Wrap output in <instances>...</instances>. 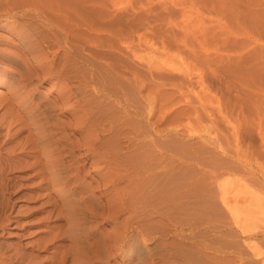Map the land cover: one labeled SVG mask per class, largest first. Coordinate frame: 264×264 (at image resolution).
Instances as JSON below:
<instances>
[{
    "label": "rangeland",
    "instance_id": "rangeland-1",
    "mask_svg": "<svg viewBox=\"0 0 264 264\" xmlns=\"http://www.w3.org/2000/svg\"><path fill=\"white\" fill-rule=\"evenodd\" d=\"M18 1L26 4L28 13L21 19H9V24L24 23V29L29 28L26 44L36 40L38 49L26 54L23 64L0 59L2 261L8 262L4 257L10 256L11 264H52L56 261L50 260L53 253L63 250L67 252V264H264V0ZM54 8L56 12L66 11L71 19H80L77 30L72 29V22L56 20ZM43 17L53 23L48 24ZM4 22H0V57L3 49L19 53L25 47L19 34L10 33ZM64 26L68 34L74 32L76 36L67 35ZM75 55L80 60L75 61ZM74 63L76 66H72ZM38 64H45V69L37 68L38 78L22 88L23 82L18 79L24 73H33ZM45 71L53 74L49 77ZM42 73H46L45 79ZM53 86L56 90L50 92ZM12 89L28 95L24 99L29 105L26 113H34L35 118L25 122L27 128L31 127L34 136L39 133L47 141L51 139L54 150L49 148V153L58 154L64 162L59 173L63 187L46 191L49 199L37 198L39 178L31 177L34 171H25L18 162L28 129L16 132L19 121L5 129L8 121L27 116L19 106L22 99L10 98L8 91ZM58 90L68 93L69 98L53 108ZM55 122L60 123L58 127ZM119 122L124 126L123 136L117 137L120 145L145 137L144 149L153 157L150 141L160 146L154 148L163 167L158 184L165 188L172 182L176 193L182 194L172 205V212L168 211L170 203L157 200L144 213L141 205L135 209L136 203L131 207L132 202H127L125 207L131 209L120 213V200L115 196L120 190L108 188L103 194L100 184L97 189V181H108L111 175L102 168L103 162L95 165L96 158L80 156L86 153L82 138L93 130L100 150H107L114 138L109 128ZM73 124H78L77 130L71 128ZM138 124L143 125L141 136ZM9 135L14 138L10 140ZM75 139L80 145L73 149ZM16 144L19 146L13 149ZM5 149L14 151L9 161ZM31 151L22 160L32 162L36 155ZM75 157H80L77 165ZM54 175L47 174V179ZM187 188L190 195L184 194ZM56 189L66 194L57 203ZM45 200L48 202L42 205ZM73 207L76 211L71 217L80 220L75 225L66 215ZM59 211L65 215L58 220ZM145 213L148 216L144 217ZM126 218L130 220L128 238L130 234L133 238L121 244L115 228H122ZM145 220L148 225L136 233L135 226ZM60 225L63 228L57 227ZM73 238L82 245L78 253L71 248Z\"/></svg>",
    "mask_w": 264,
    "mask_h": 264
},
{
    "label": "bare ground",
    "instance_id": "bare-ground-1",
    "mask_svg": "<svg viewBox=\"0 0 264 264\" xmlns=\"http://www.w3.org/2000/svg\"><path fill=\"white\" fill-rule=\"evenodd\" d=\"M22 1V0H21ZM23 3V2H22ZM21 3V4H22ZM53 3V2H52ZM19 4V5H18ZM18 4H17V0H0V8L2 9L3 8V10H1V14H0V22L1 21H6V23L4 22V25L7 27V29L9 30V32L10 33H17V34H19V39L21 40V41H23L24 43L23 44H25V47H23V50L22 51H18L19 53H17L16 51H10V50H2V56L0 57V59H3V60H5V61H8V62H12V63H14V64H17V65H19L20 63H24L25 62V59H24V57H26L25 55L26 54H32V53H34V51L35 50H37L38 49V46H37V44H38V41H33V43L31 42V44H29V45H27L26 43H27V41H26V39L28 38V32H27V30L29 29H27V30H25L24 28H26L25 27V25H24V23H21L20 22V24L18 23V22H15L14 21V23L12 24V25H10L9 23H10V21H8L9 19H15V18H17V17H20V19L21 18H24V17H22L24 14L26 15V12L27 11H25V8H24V6L26 5V4H23V5H21L20 3H19V1H18ZM30 4V3H29ZM38 4V3H37ZM17 5V6H16ZM43 5V4H42ZM15 6V7H14ZM37 6V5H36ZM45 6V5H44ZM39 7V6H38ZM43 7V6H42ZM55 7V6H54ZM21 9V11L19 12L20 14H18V12L16 13H11V11L13 12V10H17V9ZM44 9V8H43ZM11 10V11H10ZM51 10H53V8L51 9ZM56 9L54 8V13L52 12V14H54L55 15V18H56V20H60V21H62V22H65V21H69L70 23L72 22V24L74 25L73 27H72V29L74 30V29H76L77 30V27H79L78 26V22H80V19H77V17L75 18V20L74 19H71L70 18V15L65 11V12H61V11H55ZM66 10V9H65ZM4 11V12H3ZM45 11H47V10H45ZM50 11V10H49ZM3 12V13H2ZM56 12V13H55ZM74 12V11H73ZM28 13V12H27ZM35 14V13H34ZM34 14H32V17L33 16H35ZM41 14V13H40ZM36 15H39V14H36ZM43 15H44V13H43ZM54 15H53V17H54ZM75 15V14H74ZM73 15V16H74ZM79 15V14H78ZM28 17V16H27ZM26 17V18H27ZM38 17H40V16H38ZM42 17V16H41ZM40 17V18H41ZM34 18V17H33ZM44 19H45V21L47 22V21H49L48 22V24H51V23H53V21L52 20H48V19H46L45 17H43ZM42 19V18H41ZM36 20H39V19H36ZM22 21H24V20H22ZM7 22H8V24H7ZM28 22V21H27ZM30 22V21H29ZM61 22V23H62ZM26 23V22H25ZM41 22H39V23H37V24H39L40 26H41V24H40ZM55 23V22H54ZM29 24V23H28ZM27 24V25H28ZM42 24H43V22H42ZM56 24V23H55ZM54 24V25H55ZM58 24H59V22L57 23V25H56V27L58 26ZM38 25V26H39ZM63 25H65V24H63ZM1 26V25H0ZM29 26H30V24H29ZM28 26V27H29ZM32 26H33V24H32ZM34 26H37L36 24L34 25ZM61 26V24L59 25V27ZM42 27V26H41ZM65 27V26H64ZM68 27V26H67ZM31 28V27H30ZM44 28V27H43ZM66 28V27H65ZM56 29H58V27L56 28ZM55 28H54V30H56ZM35 30V29H34ZM44 30V29H43ZM62 30V29H61ZM69 30H71V27H70V29ZM37 31V30H36ZM45 31V30H44ZM53 31V30H52ZM60 31V30H59ZM66 31H67V35H71V37H74V36H76L75 35V33L71 30V32H73V33H71V34H68V28H66ZM65 31V32H66ZM75 31V30H74ZM48 32V31H47ZM46 32V33H47ZM78 32H79V28H78ZM50 33V32H49ZM55 33H57V32H55ZM70 33V32H69ZM35 34V33H34ZM47 35H48V33H47ZM47 35H45V36H47ZM52 35V34H51ZM61 35H63V33H62V31H61ZM78 35V34H77ZM40 36V35H39ZM41 36H42V33H41ZM41 36L39 37V38H41ZM65 36V35H64ZM43 37L44 36H42V39H43ZM69 36H67V38H68ZM70 37V38H71ZM46 38H48V37H46ZM45 38V39H46ZM60 38V37H59ZM66 38V37H65ZM76 38V37H75ZM77 38H79V37H77ZM73 39V38H72ZM29 40H30V38H29ZM76 40V39H75ZM74 40V41H75ZM31 41V40H30ZM29 41V42H30ZM45 41H47V40H45ZM61 42H62V39L60 40ZM68 42H69V39L67 40ZM70 41H71V39H70ZM77 41V40H76ZM75 41V42H76ZM75 42H72L71 43V45L73 44H75ZM54 43V42H53ZM56 43V42H55ZM63 43H65L64 41H63ZM79 42H77V44H78ZM40 44V43H39ZM47 44V43H46ZM58 44V43H57ZM1 45V44H0ZM8 45H9V43H8ZM49 45V44H48ZM59 45H62V44H59ZM65 45H66V43H65ZM76 45V44H75ZM74 45V46H75ZM54 46V45H53ZM58 47V46H57ZM1 48V47H0ZM4 48V47H3ZM6 49V48H5ZM72 49V48H71ZM76 49H78L77 47H76ZM70 50V49H69ZM49 51V50H48ZM66 51L68 52V50L66 49ZM76 51V50H75ZM75 51H73L74 53H75ZM43 52V51H42ZM47 52V51H46ZM56 52V51H55ZM61 52V51H60ZM71 51H69V53H70ZM73 52H71V53H73ZM80 52V51H79ZM78 52V53H79ZM39 53H40V51H39ZM52 53V52H51ZM54 53V52H53ZM66 54V52L64 53V56H66L65 55ZM35 55V54H34ZM39 55V54H38ZM48 55V54H47ZM54 55H57V54H54ZM43 56H45V54L43 55ZM77 56H79V55H77ZM77 56L75 55L74 57H75V61H77L78 59H77ZM49 57V56H48ZM47 57V58H48ZM52 57V56H51ZM56 57V56H55ZM58 57V56H57ZM60 57V56H59ZM67 57H68V55H67ZM70 57V56H69ZM32 58H35V56H33L32 55ZM61 58H63L62 56H61ZM65 58V57H64ZM63 58V60H65ZM40 59V58H39ZM71 59V58H70ZM3 60H0V62H2ZM59 60H60V58H59ZM67 60V59H66ZM73 60V59H72ZM80 60V59H79ZM18 61H20V63L18 64ZM68 61V60H67ZM74 61V60H73ZM72 61V62H73ZM74 61V62H75ZM63 62V61H62ZM62 62H60L61 64H62ZM71 62V63H72ZM27 63V62H26ZM53 64V63H52ZM76 63H74V64H72V66L73 65H75ZM63 65H65V64H63ZM32 66V65H31ZM36 66H38V67H36L35 69H34V72L33 73H29L28 72V74H26V73H24V75H21L20 76V78L18 79V80H21L22 82H23V85H21L22 86V88L23 87H26V86H30V85H32V81L35 79V78H38V75L36 74L37 73V68H40V69H45V64L43 65L44 66V68H43V66L42 65H36ZM76 66V65H75ZM3 67V66H2ZM5 67V66H4ZM49 67H51V65H49ZM48 67V68H49ZM68 67V66H67ZM77 67H78V64H77ZM6 68V67H5ZM47 68V67H46ZM72 68V67H71ZM76 68V67H75ZM57 69V68H56ZM77 69V68H76ZM75 69V71H77ZM6 71H7V69H5ZM23 70V69H22ZM48 70H50V69H48ZM73 70H74V68H73ZM18 71V70H17ZM29 71H30V69H29ZM44 70H42V72H43ZM50 71H52V70H50ZM57 71H60V68H59V70H55V73L57 72ZM22 72V71H21ZM39 72V71H38ZM45 72H47V75H49V73H48V71H45ZM53 72V71H52ZM51 72V73H52ZM65 72H66V70H65ZM68 72H69V70H68ZM71 72V71H70ZM74 72V71H73ZM5 73V72H4ZM6 73H8V72H6ZM58 73V72H57ZM44 73H42L41 75H43ZM46 74V73H45ZM44 74V75H45ZM53 74V73H52ZM51 74V75H52ZM43 75V76H44ZM47 75H45L46 77H47ZM51 75H49V77L51 76ZM59 76L61 75L60 73L58 74ZM66 75V74H65ZM4 76V75H3ZM8 76V75H7ZM45 76L43 77L44 79H45ZM62 76V75H61ZM72 76V75H71ZM77 76V75H76ZM40 77H42V76H40ZM66 77V76H65ZM73 77H74V75H73ZM72 77V78H73ZM79 77V76H78ZM42 78V79H43ZM5 79V78H4ZM61 79H62V77H61ZM40 81H41V79H39ZM64 80V79H63ZM76 80H78L77 78H76ZM37 81H38V79H37ZM40 81H38V82H40ZM67 81V80H66ZM70 81V80H69ZM72 81V80H71ZM68 82V81H67ZM94 83H96V84H98V83H102L101 81L100 82H94ZM22 84V83H21ZM99 86V85H98ZM34 87V86H33ZM65 88H66V86H65ZM8 90V89H7ZM56 89H55V87L53 86L51 89H50V92H53V91H55ZM60 90V89H59ZM58 90V91H59ZM68 90V89H67ZM67 90H66V92H67ZM70 90V89H69ZM69 90H68V92H69ZM102 91V90H101ZM107 91V90H106ZM9 92V94H10V98L11 99H15V98H20V100L22 99V102H21V104L19 105L20 107H21V109H23V110H25V115H27V116H24V118H23V120H19V119H14V121H8V123L6 124V128L5 129H7L8 127H11L16 121L18 122L19 121V129L18 130H16V132H21V131H24V130H26V129H28L27 131H28V133H27V135H26V137H24V139H23V141L25 142H23L24 144H22V146L20 145V149L21 150H19L20 152H18L19 153V155H18V157L16 156V161H17V158H18V162H22V168H24L25 169V171H34V175H31V177H37V178H39V181L36 183V189L39 191V193H37V194H39V195H37V198H39L41 201L42 200H44V199H49V195L48 194H46L45 192L46 191H49V190H53L54 188H61V186L63 187V185H62V179H61V177L59 176V173H61L62 171H63V169H64V166L65 165H63V163L64 162H62L61 161V158L58 156V154H55V155H51L49 152H50V150H49V148H51L50 146H51V142H50V140L49 141H47L46 140V138L44 137V136H40L39 135V133H38V135H36V136H34V134L31 132V127H30V129H29V127L27 128V126L25 125V122L26 121H28L29 122V120H33L32 119V117L33 118H35V114L33 113V115H32V113L29 111L28 113H26V107H28V109H29V105H28V103H26L25 104V101H24V99H26L27 97L26 96H28V95H26V96H24V94L22 93V94H19L16 90H14V89H12V90H10V91H8ZM20 92V91H19ZM57 92V91H56ZM105 92V91H104ZM58 93V96L54 99V100H52L53 101V104L52 103H50V104H52V106H53V108H55L56 106H58V105H56V103L58 102H61L62 104L63 103H67V100H68V98H69V95H68V93H61L60 91L59 92H57ZM99 93V92H98ZM109 93V92H108ZM33 94V93H32ZM102 94V93H101ZM106 95V94H105ZM112 95V94H111ZM70 96H71V94H70ZM2 98V97H1ZM108 98H110V97H108ZM107 98V99H108ZM75 99V98H74ZM42 100V99H41ZM115 100V99H114ZM40 101V100H39ZM50 101H51V99H50ZM74 101V100H73ZM27 102V101H26ZM46 102H48V101H46ZM45 102V103H46ZM36 104V103H35ZM40 104V103H39ZM46 104H48V103H46ZM50 104L48 105V106H50ZM18 105V104H17ZM121 105V104H120ZM10 106V105H9ZM31 106V105H30ZM36 106V105H35ZM40 106V105H39ZM47 106V105H46ZM51 106V107H52ZM125 106V105H124ZM58 107H60V106H58ZM109 107V106H108ZM115 107V106H114ZM5 108V107H4ZM49 108V107H48ZM111 108V107H110ZM46 108H44V110H45ZM50 109V108H49ZM48 109V110H49ZM112 109V108H111ZM6 110V109H5ZM8 110H9V108H8ZM7 110V111H8ZM39 110V109H38ZM42 110H43V108H42ZM110 109H108V111H109ZM35 111H36V109H35ZM40 111V110H39ZM59 111V110H58ZM110 111H112V110H110ZM137 111V110H136ZM138 111H141V110H138ZM51 112V111H50ZM8 113V112H7ZM7 113H5V115L7 114ZM105 113V112H104ZM108 113H111L113 116L116 114L115 112H108ZM135 113H137V112H135ZM139 113V116L140 117H142L141 116V113L140 112H138ZM43 114V113H42ZM48 114V113H47ZM111 114H110V116L108 115V117H111ZM52 115V114H51ZM117 115V114H116ZM136 115V114H135ZM143 115V114H142ZM53 116V115H52ZM80 116V115H79ZM118 116V115H117ZM15 117V116H14ZM40 117V116H39ZM113 118V117H112ZM111 118V119H112ZM114 118H116L115 116H114ZM117 118H120L119 116L117 117ZM116 118V119H117ZM42 120V119H41ZM120 120V119H119ZM118 120V121H119ZM130 120V119H129ZM6 121V120H5ZM45 121H47V120H45ZM116 120H114V122H115ZM121 121V120H120ZM3 123V122H2ZM5 123V122H4ZM52 123V122H51ZM58 123L59 122H55L54 123V126L55 127H58ZM77 123V122H76ZM121 122H119V123H115V125H113V127H111V128H109V130H111L112 132L111 133H113L111 136H114V138L116 139V143H115V141H114V138H113V140L111 141L110 139V141L112 142L111 143V145H109V148L107 149V150H103V151H101L100 150V148H99V146H98V140H97V137H96V135L93 133V130H91V133L90 134H88L86 137L84 136V138H82L83 139V141H82V143H83V146H84V144H85V154L84 155H80L82 158H87L88 160L89 159H94V158H96V159H94V161H93V163H95V165H98L99 164V161H100V164H102V162L104 163V167H102V168H107V172L111 175L110 176V179L108 180L107 178V180L108 181H105L104 179H103V181L102 180H100L99 182L97 181V189H98V185L100 184V186H101V190H102V193L104 194V192L108 189V188H116L117 190H120V192L118 191V193L115 191L116 189H114L113 191H115L114 193H115V196H117L118 198H119V200H120V202L117 200V203H118V208L117 209H121V211H120V213L123 211H126V210H130V209H127L128 207H125V204H127V202H132L131 203V205H129V206H131L132 207V204L133 203H136V208L135 209H137L138 207H137V205L139 204V205H141L142 206V208H141V210L143 211H146V209H147V207H150V206H153L155 203H156V201L157 200H162V201H165V202H168V203H170V205H169V207H168V211H170V212H172L173 211V209H174V207L172 206L174 203H176V200L180 197V195H182V194H177L176 193V188H175V186H174V184L172 183V182H169L168 183V187H160L159 186V184H158V178H159V176L163 173V171H162V169H163V167H161V165H160V156H158L159 154V152L157 151V150H155V149H159V145L155 142V141H150V143H151V148H152V150L154 151V157L153 156H149L148 155V153H147V150L146 149H144V148H146V146H145V144H144V142H145V137H139V138H137V137H135V138H137V140L135 139V141L133 142V141H131V139L130 140H128V142H126V145L124 144V145H120V143H117V137H118V135L120 136H123L122 135V131L124 130L123 128H124V126L123 125H121L120 124ZM127 123L129 124V121H127ZM12 124V125H11ZM60 124V123H59ZM130 124H131V120H130ZM129 124V125H130ZM62 125H64V124H62ZM70 125V124H69ZM83 125V124H82ZM129 125H128V127H129ZM139 125V124H138ZM137 125V126H138ZM1 126V125H0ZM29 126V125H28ZM61 126V125H60ZM111 126V125H110ZM115 126V127H114ZM136 126V125H135ZM136 126V127H137ZM140 126V127H139ZM138 127V136H141V133H143V125H142V127H141V124L139 125ZM13 127H14V125H13ZM72 127H74V129H76L77 130V127H78V124H73V125H71V128ZM92 127V126H91ZM95 127V126H94ZM64 128V127H63ZM14 129V128H13ZM60 129H62V128H60ZM65 129V128H64ZM68 129V128H67ZM123 129V130H122ZM137 129V128H136ZM10 130V129H9ZM36 130V129H35ZM37 130H39V129H37ZM129 130V129H128ZM7 131V130H6ZM12 131V130H11ZM10 131V132H11ZM90 131V130H89ZM106 131V130H105ZM8 132V131H7ZM35 132V131H34ZM48 132V131H47ZM49 132H50V130H49ZM110 132V131H109ZM135 132H137V131H135ZM12 133V132H11ZM11 133H9V134H11ZM14 133V132H13ZM121 133V134H120ZM16 134V133H15ZM15 134H13L14 136H16ZM134 135H135V133H134ZM133 135V136H134ZM10 136V135H9ZM65 136V135H64ZM7 137H8V134H7ZM13 137V136H12ZM12 137L10 136V140H12ZM50 137V136H49ZM63 137V136H62ZM110 137V136H109ZM14 138V137H13ZM20 138V137H19ZM60 138V137H59ZM59 138H57V139H59ZM134 138V137H133ZM132 138V139H133ZM128 138L126 137V140H127ZM54 140V139H53ZM60 140V139H59ZM59 140H56L55 142H56V144L58 145V142H59ZM67 140H69V139H67ZM119 140V139H118ZM4 141V140H3ZM6 141V140H5ZM14 141L15 140H13V144H14ZM108 141V140H107ZM6 142H8V141H6ZM5 142V143H6ZM19 142V141H18ZM21 142V141H20ZM19 142V143H20ZM55 142H53V143H55ZM68 142V141H67ZM71 142V141H70ZM4 143V144H5ZM8 143H10V142H8ZM15 143H17V142H15ZM18 143V144H19ZM22 143V142H21ZM78 143H80V141L77 139H75V141H72V144H71V146L73 147V149H76V147H77V144ZM146 143V142H145ZM0 144H1V142H0ZM11 145H12V143H10ZM65 144H67V143H65ZM65 144H64V146H65ZM69 145H70V143H68ZM122 144V143H121ZM9 145V144H8ZM11 145H9L10 147H11ZM53 145V144H52ZM55 145V144H54ZM78 145H80V144H78ZM5 146H6V144H5ZM16 146H19V145H14L13 146V149H14V147H16ZM29 147V148H27V149H32V151L31 152H33V154H35L36 156H33V160H32V162H29V160L28 161H25V160H22L23 159V157H24V155H25V153L27 152V151H29V150H25V148L26 147ZM60 146V145H59ZM56 147V146H55ZM63 147V146H62ZM61 147V148H62ZM67 147V146H66ZM65 147V148H66ZM7 148H9V147H7ZM12 148V147H11ZM64 148V149H65ZM69 148V147H68ZM155 148V149H154ZM16 149H17V147H16ZM51 149H53L54 150V148H51ZM56 149V148H55ZM2 150V149H1ZM5 150H7V149H5ZM58 150H60V149H58ZM3 151H4V149H3ZM11 151H13L12 149H10L9 150V152L10 153H8V150L6 151L7 153L6 154H8V161H9V159H10V157H14V155H11ZM24 151H26L25 153H23ZM29 151V152H30ZM57 150H55V151H53V152H56ZM75 151V150H74ZM1 152V155H3V153H2V151H0ZM14 152V151H13ZM29 152H27V153H29ZM48 152V155H43V154H45V153H47ZM61 152V151H60ZM59 153V152H58ZM5 154V155H6ZM12 154H14V153H12ZM38 154H41V156H39ZM60 154V153H59ZM0 155V156H1ZM42 155H43V157H42ZM79 155V154H78ZM29 156H31V154L29 155ZM29 156H27V158H30ZM4 157V156H3ZM21 158V159H20ZM1 159V158H0ZM25 159V158H24ZM31 159V158H30ZM75 165H77L78 163H77V161H79V159H80V157H75ZM3 160V159H2ZM6 160V159H5ZM8 161H6V162H8ZM5 162V163H6ZM15 163H17V162H15ZM14 163V164H15ZM98 163V164H97ZM16 165V164H15ZM74 165V164H73ZM17 166H18V164H17ZM21 166V164H19V167ZM5 167V166H4ZM3 167V168H4ZM92 167H93V165H92ZM96 167V166H95ZM6 168V167H5ZM9 168V167H8ZM77 168V167H76ZM76 168H75V170H76ZM2 169V168H1ZM80 169H82V168H80ZM8 170V169H7ZM81 172V171H80ZM26 173V172H25ZM51 173V175L52 174H54V173H56V175H54V177H52L51 179H47V174H50ZM79 173V172H78ZM65 174V173H64ZM68 174V173H67ZM106 176V175H105ZM107 177V176H106ZM77 178H78V176H77ZM75 179V178H74ZM101 182H102V184H101ZM121 183H124V186H122L121 188H119L120 186V184ZM61 185V186H60ZM116 186H118V188L116 187ZM34 187V186H33ZM35 188V187H34ZM57 190V189H56ZM191 190L189 189V188H187L186 189V191L184 192V194L185 195H190V192ZM57 192H58V194L56 195V197H54V202L55 203H57L59 200H62V199H64L65 198V193L61 190V189H58L57 190ZM114 196V197H115ZM120 196V197H119ZM116 198V197H115ZM117 199V198H116ZM44 202V201H43ZM48 202V200H45V202L44 203H42V205L44 204V205H46V203ZM75 203V202H74ZM93 203V202H92ZM116 203V204H117ZM129 203V204H130ZM111 204V203H110ZM42 205H40V206H42ZM134 205V204H133ZM77 206V205H76ZM127 206H128V204H127ZM143 206H145V208H143ZM115 207H117V205H115ZM134 209V208H133ZM87 210H89V209H87ZM95 210H97V209H95ZM55 211H56V209H55ZM76 211V208L75 207H73V208H71V210H69V213L67 212L66 213V215H67V217L69 218H71V219H73V221H71L72 223L71 224H73V225H75V224H79V222H80V220H79V218H72L71 216H74L73 215V213ZM91 211H93V209L91 210ZM135 211V210H134ZM144 211H143V213H144ZM95 212V211H94ZM128 212V211H127ZM130 212V211H129ZM47 214H48V212H46ZM60 211L57 213L58 215H56L57 216V219L59 220V217L61 216H63L64 217V215L65 214H62V215H60ZM93 213V212H92ZM117 213V212H116ZM125 213V212H124ZM123 213V214H124ZM133 213V212H132ZM45 214V213H44ZM51 214V213H50ZM110 214V213H109ZM128 214V213H127ZM129 214H131V213H129ZM134 214V213H133ZM46 215V214H45ZM95 215V214H94ZM55 216V215H54ZM111 216V215H110ZM131 217H132V215H130ZM139 216V215H138ZM145 216H148L146 213H145V215H144V217ZM44 217V216H43ZM49 217V216H48ZM125 217V216H124ZM139 218V217H138ZM61 219V218H60ZM76 219V220H75ZM117 219V218H116ZM136 219H137V216H136ZM144 219V218H143ZM147 219V218H146ZM44 220V219H43ZM42 220V221H43ZM67 220H69V219H67ZM122 220V219H121ZM128 220H129V218H126V219H124L122 222H121V227L122 228H115V230L117 229V231L119 232V240L118 241H120L121 242V244H123L124 242H125V240L126 239H132L133 238V236L131 237V234H130V238H128V235L129 234H127V228H128ZM130 221V220H129ZM139 221V220H138ZM47 222V221H46ZM119 222V221H118ZM132 222V221H131ZM137 222V221H136ZM45 223V222H44ZM130 223V222H129ZM136 224V223H135ZM69 225V224H68ZM117 225V224H116ZM146 225H148V223H147V221L145 220V222H143V223H140L139 222V224L138 225H136L135 226V232L136 233H139V232H142V229H144V227L146 226ZM56 227V226H55ZM59 229H61V228H63V226H57ZM130 227V226H129ZM54 228V227H53ZM57 228V229H58ZM89 228H91V227H89ZM55 230V229H54ZM58 231V230H57ZM77 231V230H76ZM49 233V232H48ZM52 233V232H51ZM50 233V234H51ZM115 233V232H114ZM49 235V234H48ZM52 235H54V233L53 234H51V236ZM116 235V234H115ZM139 235V234H138ZM50 237V236H49ZM83 237V236H82ZM81 238V237H80ZM135 238V237H134ZM48 240H49V238H47ZM46 239V240H47ZM51 239V238H50ZM76 239H78V238H76ZM82 239V238H81ZM58 240V239H57ZM85 240V239H84ZM51 241V240H50ZM82 241V240H81ZM134 241V240H133ZM52 242V241H51ZM83 242V241H82ZM97 242H98V240H97ZM130 242V241H129ZM73 246L71 247V248H74V251H76L77 253L78 252H80V250H81V246L79 245V242L78 241H76L74 238H73ZM71 243V244H72ZM129 244V243H128ZM62 245V244H61ZM61 245H59V246H61ZM90 245H92V244H90ZM89 245V246H90ZM59 246L57 245L56 247H58L59 248ZM94 246V245H93ZM129 246V245H128ZM58 248H55V249H58ZM95 248V247H94ZM93 248V249H94ZM107 248V247H106ZM110 248V247H109ZM90 249H92V247L90 248ZM92 249V250H93ZM118 249V248H117ZM60 250V249H59ZM71 252H72V250H70ZM94 251V250H93ZM107 251H109V250H107ZM90 252V251H89ZM94 253V252H93ZM72 254V253H71ZM76 254V253H75ZM90 254V253H89ZM107 255H109V254H107ZM91 256V255H90ZM111 256V255H110ZM1 258V257H0ZM4 259H6V260H8V262H6V263H4L3 261H2V258H1V264H2V262L4 263V264H11V262H10V260H11V257L10 256H5L4 257ZM56 260V261H54V263L52 262V264H67V262H68V260H67V252L66 251H56V252H54L53 253V256L50 258V260ZM91 259V258H90ZM51 260V261H52ZM88 260L89 259H87V262H88ZM86 261V260H85ZM82 263H84V264H87L86 262H82ZM89 263V262H88ZM79 264V263H78Z\"/></svg>",
    "mask_w": 264,
    "mask_h": 264
}]
</instances>
